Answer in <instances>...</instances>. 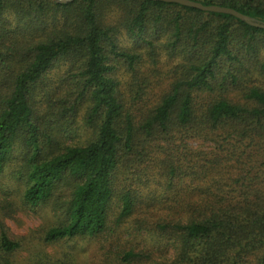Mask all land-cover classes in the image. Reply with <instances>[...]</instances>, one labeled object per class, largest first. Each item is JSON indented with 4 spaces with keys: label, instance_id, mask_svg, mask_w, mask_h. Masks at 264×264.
<instances>
[{
    "label": "trees",
    "instance_id": "1",
    "mask_svg": "<svg viewBox=\"0 0 264 264\" xmlns=\"http://www.w3.org/2000/svg\"><path fill=\"white\" fill-rule=\"evenodd\" d=\"M194 1L264 21V0ZM163 61L178 75L151 100L141 72ZM78 118L92 136L68 142L56 126ZM18 156L24 205L70 188L47 243L104 234L115 206L122 222L159 202L156 182L170 202L150 231L173 249L156 264H264V28L163 1L0 0V175ZM21 247L0 222V264Z\"/></svg>",
    "mask_w": 264,
    "mask_h": 264
},
{
    "label": "rangeland",
    "instance_id": "2",
    "mask_svg": "<svg viewBox=\"0 0 264 264\" xmlns=\"http://www.w3.org/2000/svg\"><path fill=\"white\" fill-rule=\"evenodd\" d=\"M107 13L113 22H117L124 15L125 10L121 5H112L108 7ZM123 40L128 43L127 38ZM141 74H145L149 78L148 82L152 83L154 92L151 94V100H153L169 88L178 72L174 70L171 62L163 61L159 64L146 62ZM119 77L124 81V88L134 87L135 83L132 82L133 79L127 70L122 69ZM80 114H83V109L80 110ZM65 125L56 126V131L60 130L62 134L67 131L64 136L68 142L74 141V138L83 141L92 136L93 131L83 126L79 118L75 125L70 127ZM191 145L195 148L201 146L206 150H210L212 146L209 142H203L198 146L194 142ZM21 163L18 156L11 160L0 175V222L6 226L10 237L18 240L22 245L15 254V264H35V260L40 255L50 254L57 258L68 252L74 257L73 264H156L163 260V256L170 258L173 255V249L167 241L154 231H150L154 229L153 219L158 214L167 212L169 206L167 203L170 202L169 199L163 201L161 194L164 193L165 188L156 182L151 183L152 192L147 195L154 193L159 202L152 204L151 207L145 205L139 207L132 217L122 222L117 221L119 207L115 206L110 212L109 227L104 234L95 238H75L57 243L45 242V231L62 221L60 203L67 199L70 188L59 189L43 206L32 208L24 205L25 182L17 173ZM165 195L167 198H173V190L167 189ZM140 220L145 221L142 231L139 229ZM126 252L137 253L138 258L126 262L124 261Z\"/></svg>",
    "mask_w": 264,
    "mask_h": 264
},
{
    "label": "water",
    "instance_id": "3",
    "mask_svg": "<svg viewBox=\"0 0 264 264\" xmlns=\"http://www.w3.org/2000/svg\"><path fill=\"white\" fill-rule=\"evenodd\" d=\"M61 3H68L72 2L73 0H56ZM152 1H163L168 3H177L183 6L193 7L196 9H199L201 11L205 12H215V13H223V14H230L247 24L257 27V28H264V21L254 18L252 16L243 14L236 9L225 7V6H219V5H204L201 2L194 1V0H152Z\"/></svg>",
    "mask_w": 264,
    "mask_h": 264
}]
</instances>
